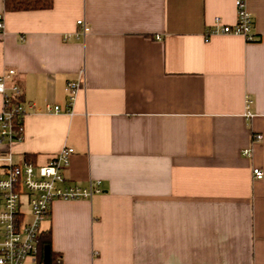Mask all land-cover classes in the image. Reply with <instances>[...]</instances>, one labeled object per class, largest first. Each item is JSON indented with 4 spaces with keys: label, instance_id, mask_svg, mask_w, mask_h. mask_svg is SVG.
Here are the masks:
<instances>
[{
    "label": "crops",
    "instance_id": "1",
    "mask_svg": "<svg viewBox=\"0 0 264 264\" xmlns=\"http://www.w3.org/2000/svg\"><path fill=\"white\" fill-rule=\"evenodd\" d=\"M236 1L0 0V75L15 71L27 110L0 151L45 165L72 148L67 179L103 185L52 204L42 231L62 264H264V0H245L256 41L207 35L236 24Z\"/></svg>",
    "mask_w": 264,
    "mask_h": 264
},
{
    "label": "built area",
    "instance_id": "2",
    "mask_svg": "<svg viewBox=\"0 0 264 264\" xmlns=\"http://www.w3.org/2000/svg\"><path fill=\"white\" fill-rule=\"evenodd\" d=\"M237 22L233 26L221 25L219 21L210 34L242 36L247 42L256 41L254 17L245 0H237ZM81 35L85 37L90 26L79 20ZM4 18L0 15V33L4 31ZM157 39L160 40V37ZM15 74L9 70L0 75V95L3 107L0 110V147L5 148L20 142L24 137V117L27 113L20 100L21 90L9 81ZM83 76V73H82ZM80 87V81L69 82L67 93L72 106ZM252 100H246L247 117ZM48 112H60L59 105L47 106ZM256 140L261 136H256ZM72 148H63L45 165H36L26 159L16 162L10 150L0 151V264H44L39 261L40 244L43 238L42 224L50 218L52 204L57 201L91 200L104 192L101 180H89L86 185L73 183L65 172L70 166ZM246 156L249 150L244 152ZM254 178L261 180L264 173L253 169ZM24 206L26 209L23 210ZM29 218V219H28Z\"/></svg>",
    "mask_w": 264,
    "mask_h": 264
},
{
    "label": "trees",
    "instance_id": "3",
    "mask_svg": "<svg viewBox=\"0 0 264 264\" xmlns=\"http://www.w3.org/2000/svg\"><path fill=\"white\" fill-rule=\"evenodd\" d=\"M53 4L54 0H4L6 12L48 10L53 7ZM26 160L31 161L28 157H26ZM51 242V232L50 234L46 233L40 244L39 261L42 263L44 258V248L49 246L51 250V264H62L58 255L53 252Z\"/></svg>",
    "mask_w": 264,
    "mask_h": 264
},
{
    "label": "water",
    "instance_id": "4",
    "mask_svg": "<svg viewBox=\"0 0 264 264\" xmlns=\"http://www.w3.org/2000/svg\"><path fill=\"white\" fill-rule=\"evenodd\" d=\"M44 264H51V257H50V253H51V250H50V247L49 246H46L44 248Z\"/></svg>",
    "mask_w": 264,
    "mask_h": 264
},
{
    "label": "rangeland",
    "instance_id": "5",
    "mask_svg": "<svg viewBox=\"0 0 264 264\" xmlns=\"http://www.w3.org/2000/svg\"><path fill=\"white\" fill-rule=\"evenodd\" d=\"M26 209V207L24 206L23 210Z\"/></svg>",
    "mask_w": 264,
    "mask_h": 264
}]
</instances>
